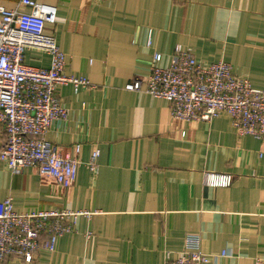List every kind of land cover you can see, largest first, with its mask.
I'll use <instances>...</instances> for the list:
<instances>
[{"label":"crops","instance_id":"0c3cea01","mask_svg":"<svg viewBox=\"0 0 264 264\" xmlns=\"http://www.w3.org/2000/svg\"><path fill=\"white\" fill-rule=\"evenodd\" d=\"M19 0H0L14 8ZM55 5L45 25L65 53L66 75L92 86L55 88L67 108L44 139L73 153L74 183L61 188L30 166L13 173L0 161V201L19 213L71 210L73 231L54 251L31 262L2 264H164L198 235L216 264H254L264 257V139L240 136L230 116L183 121L163 98L128 91L146 76L155 53L169 65L176 46L205 63L223 60L232 74L264 89V0H35ZM23 62L47 68L48 53L26 48ZM5 134L0 130V148ZM94 150L97 171L87 162ZM230 173L227 187L209 186L204 172ZM206 264H212L211 262Z\"/></svg>","mask_w":264,"mask_h":264},{"label":"built area","instance_id":"2783aa9c","mask_svg":"<svg viewBox=\"0 0 264 264\" xmlns=\"http://www.w3.org/2000/svg\"><path fill=\"white\" fill-rule=\"evenodd\" d=\"M56 13L55 5L35 0H19L14 8L0 5V130L5 134L0 161L13 173L30 166L42 179L66 189L76 178L79 145L74 144L69 154L44 139L54 121L67 118V108L55 88L71 84L77 91L92 84L84 76L64 73L65 53L55 37L45 32V25L55 22ZM26 48L48 53L49 67L25 64ZM160 59L161 54L155 53L149 74L131 79L124 89L165 99L171 116L183 121H209L225 112L240 136L264 139V89L232 74L227 62H201L179 45L169 65L159 66ZM98 153L94 150L87 162L92 173L97 171ZM232 181L230 173L204 172V182L209 186L227 187ZM80 214L88 212L52 209L19 213L10 197L3 199L0 264L8 257L31 262L41 248L54 251L59 237L73 231ZM225 254H206L199 247L198 235H187L181 252L164 264H216ZM254 264H264V257H256Z\"/></svg>","mask_w":264,"mask_h":264}]
</instances>
